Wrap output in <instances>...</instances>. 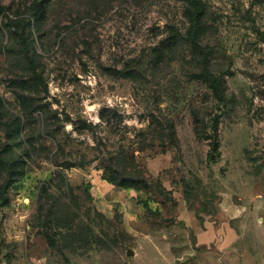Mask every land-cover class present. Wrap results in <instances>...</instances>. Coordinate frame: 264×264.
I'll use <instances>...</instances> for the list:
<instances>
[{
  "label": "rangeland",
  "instance_id": "1",
  "mask_svg": "<svg viewBox=\"0 0 264 264\" xmlns=\"http://www.w3.org/2000/svg\"><path fill=\"white\" fill-rule=\"evenodd\" d=\"M202 1L223 101L186 0H0V264H264V0Z\"/></svg>",
  "mask_w": 264,
  "mask_h": 264
},
{
  "label": "trees",
  "instance_id": "2",
  "mask_svg": "<svg viewBox=\"0 0 264 264\" xmlns=\"http://www.w3.org/2000/svg\"><path fill=\"white\" fill-rule=\"evenodd\" d=\"M183 13L188 22V27L186 28L185 33H182L175 25L168 26L169 32L167 33L164 40L160 43L159 48H163L164 50L162 53H164L165 50L177 47L180 43L186 42L197 64L198 71L195 74L196 78L205 82L209 86V88L213 90L215 96L220 101H223L225 98V90H224V83L222 77L214 72L211 49L206 44L203 43V40L209 31V26L206 21L207 18L206 5L202 0H186V6L184 8ZM125 74L129 77H134L135 75L134 72L131 73L127 72ZM172 131H174V128L172 129ZM218 151H219V144L218 141L215 140L213 142V148L209 153L211 159L215 160L216 158L215 153ZM5 167L10 172V178L8 180L7 185L5 186V188L7 189L17 180L16 179L17 166L16 163L7 161L5 162ZM107 180L108 183L123 189H130V190L132 188L138 189L132 178H124V180L120 182H117V180L113 178ZM5 197L6 195L4 192L0 198V203L2 204V206ZM139 204H142V202L139 201ZM97 213L102 217L106 218L107 220H111V218L106 214H104L103 212L98 210ZM64 236L65 238L70 236L75 237L74 231L71 230L70 232H67V234ZM86 243L87 244L90 243L89 238L87 239Z\"/></svg>",
  "mask_w": 264,
  "mask_h": 264
},
{
  "label": "crops",
  "instance_id": "3",
  "mask_svg": "<svg viewBox=\"0 0 264 264\" xmlns=\"http://www.w3.org/2000/svg\"><path fill=\"white\" fill-rule=\"evenodd\" d=\"M107 184L108 183L104 184V191L100 190L98 185L96 187L97 189L94 194L95 204L99 211L111 217L115 213V205L117 203H123L133 212L138 211L137 202L130 189H123L112 184ZM99 185L101 186L102 184L100 183ZM199 237L202 239L203 234H200Z\"/></svg>",
  "mask_w": 264,
  "mask_h": 264
},
{
  "label": "water",
  "instance_id": "4",
  "mask_svg": "<svg viewBox=\"0 0 264 264\" xmlns=\"http://www.w3.org/2000/svg\"><path fill=\"white\" fill-rule=\"evenodd\" d=\"M128 254L129 255H133L134 254V251L132 249H128Z\"/></svg>",
  "mask_w": 264,
  "mask_h": 264
}]
</instances>
